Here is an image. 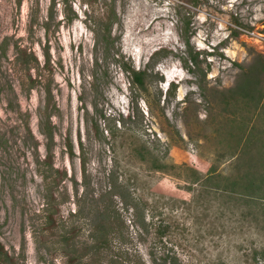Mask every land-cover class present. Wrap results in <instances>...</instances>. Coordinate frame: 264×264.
<instances>
[{
    "label": "rangeland",
    "instance_id": "obj_1",
    "mask_svg": "<svg viewBox=\"0 0 264 264\" xmlns=\"http://www.w3.org/2000/svg\"><path fill=\"white\" fill-rule=\"evenodd\" d=\"M63 1L47 34L42 24L51 0H0V245L9 256L1 264H164L174 254L181 264H264L253 258L264 250L263 203L198 194L212 165V184L223 187L235 174L239 157L230 156V146L243 132L228 113L238 110L239 120L264 127V107L250 121L253 111L241 113L249 102L223 104L239 81L238 66L264 57V0H203L196 9L184 6L187 0H116L119 20L107 60L84 24L107 17L103 2L70 0L79 19L68 25ZM186 13L206 78L189 69L195 66L181 31ZM16 44L40 60L34 87L14 65ZM47 44L57 108L49 152L41 127ZM123 61L150 75L146 93L132 88ZM143 147L165 170L142 161ZM46 158L60 171L53 173L59 184L51 228L44 226L42 180L50 175L42 176L37 163Z\"/></svg>",
    "mask_w": 264,
    "mask_h": 264
},
{
    "label": "trees",
    "instance_id": "obj_2",
    "mask_svg": "<svg viewBox=\"0 0 264 264\" xmlns=\"http://www.w3.org/2000/svg\"><path fill=\"white\" fill-rule=\"evenodd\" d=\"M103 2L104 7H102V10L105 11L107 14L106 18L98 17V18H85L84 24L87 27H90L91 32L93 33L94 38L96 41H98L103 48L104 52V58L103 60H107V56L105 57L106 53H109V50L111 49V42H112V31L114 24L119 20L118 13L115 9L116 7V0H100ZM99 1V2H100ZM186 1V0H185ZM70 0H64L63 5V14H64V20L66 21L65 24L71 25L73 24L77 19H79V14L74 10L72 4L70 3ZM203 4V0H187L186 1V7L190 9H196L200 7ZM19 5H21V2H19ZM60 5L58 0H51L50 3V9L46 17V22H43L42 27L44 28L45 32L49 34L51 32V26L54 22L55 18V10L57 6ZM84 15L87 16L86 11L84 12ZM89 16V15H88ZM192 16L190 13H186L185 15H182V34L183 37L186 39V45L189 49V56H190V63L195 66V70L192 71L195 74H200L201 78H206L207 72L200 70V53L193 52L192 46L190 44V37L188 36L191 31L192 26ZM89 24V25H88ZM7 47V44L4 42L3 55L5 54V49ZM15 58H14V65L20 66L24 69L25 73H27V77L32 81L31 85L34 87V75L33 71L36 66L38 68L41 66L40 60L38 56L33 52L29 51V49H25L21 45H15ZM44 53V60L45 64L42 68L45 73H47L48 82L43 87L44 93H45V114L41 121V127L43 134L45 138L47 139L48 143L46 146L47 151L49 152L52 148V143L54 142V125L52 122L53 115L55 111H57L56 103H55V95L54 91L52 89V84L54 81V69H53V61H52V54H51V48L47 44L43 48ZM104 62V61H103ZM60 67H63V65L59 64ZM95 65L99 66V61H95ZM241 70L239 81L235 88L228 90V96L231 98L230 100H225L223 103L227 107H237L235 103L237 102H249L248 104H245L246 107H243L241 109V113L248 112L249 114L253 111V116H251L250 121L254 120L255 111L258 109H261L264 107V57L262 55H257L253 62L250 65L247 66H238ZM123 70L129 74L132 80V88H136L141 92L146 93L148 91L149 87V81H150V75L146 71H142L140 69H136L134 67H129L127 63L123 61ZM209 70V69H208ZM210 71V70H209ZM208 71V72H209ZM102 73V72H101ZM104 74L102 75V77ZM96 73L91 74L92 80H96ZM100 77V76H99ZM100 77V78H102ZM170 90V89H169ZM177 90V86L172 87L170 90V95L174 96ZM252 109V110H250ZM230 118H226L231 120L230 123H234V121H240V132H243V134L240 135H234V138L236 139L235 144L231 145L233 146L232 152L230 156L236 157L238 156L237 164L234 165V175H231L227 178V183L225 186L221 187L218 184H212L213 177L216 175V168L214 165L211 166L210 170L208 171V176L206 181L202 183V188L204 189L202 192H198L201 195H203L204 192H208L210 194L211 192L214 193H221L223 192L225 195L232 194L238 197L239 202L241 203H247V202H255L259 205L263 203L264 206V127L262 129H259L257 127H254L253 123H247V118L238 119V116H240L238 110H236V113H228ZM258 115V113H257ZM120 125V121L117 123ZM252 125V128L249 129L248 127ZM94 128L96 129L97 134H99V124L97 122L93 123ZM124 128L125 123H123ZM29 126L27 125V130L29 131ZM101 135H103L101 133ZM235 145V146H234ZM37 147V145H36ZM70 149L72 147L70 146ZM144 151L143 153H139V155L142 157V161L147 163L151 162L153 164V168L155 171H163L165 170V166L158 163L160 159H157V156H153L154 154L149 150H146V148H142ZM83 152V150H82ZM148 154L150 157L146 158L145 154ZM50 158H46L44 161L37 160L38 165L40 166L41 175H50L43 177L42 180L45 181L44 186V207L43 211L45 212V215L43 217L44 219V226H47L51 228L52 226H55V213L52 209L55 207V197L54 192L59 184V182H56L57 179L53 180V173L60 174V171L54 167L53 162L49 160ZM150 159V160H149ZM148 160V161H147ZM81 163H83V168L85 169L86 166V159L82 155ZM49 177L51 180H49ZM231 178V179H230ZM198 182V181H197ZM208 184V185H207ZM46 191V194H45ZM117 193V192H116ZM118 194L114 195L112 199L114 200L115 197H117ZM124 201L126 207H130L128 204V200H126V196L121 197ZM112 200V201H113ZM114 202V201H113ZM133 203V202H132ZM134 205V204H133ZM138 217L139 212L137 210ZM117 215H112L110 217H107V219H115ZM143 220V221H142ZM145 217L141 216V218H138V222L141 224L142 227H144ZM117 227V226H116ZM114 226L110 227L111 230H113ZM119 231H123L121 228L117 227ZM70 238L63 237V243L66 244ZM254 261L259 260L260 258L264 259V250L262 251H254ZM164 264H181V261L178 259L177 255H171L167 259L164 260ZM2 262H9V256L6 252H4L2 246L0 245V264ZM154 264H157L154 262ZM225 264V263H221Z\"/></svg>",
    "mask_w": 264,
    "mask_h": 264
},
{
    "label": "clouds",
    "instance_id": "obj_3",
    "mask_svg": "<svg viewBox=\"0 0 264 264\" xmlns=\"http://www.w3.org/2000/svg\"><path fill=\"white\" fill-rule=\"evenodd\" d=\"M167 88H168V86H167Z\"/></svg>",
    "mask_w": 264,
    "mask_h": 264
}]
</instances>
